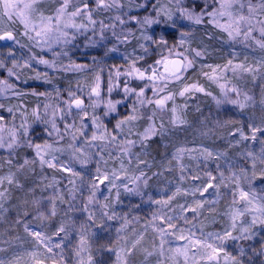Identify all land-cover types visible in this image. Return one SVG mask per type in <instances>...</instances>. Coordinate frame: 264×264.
I'll return each instance as SVG.
<instances>
[{"label":"rangeland","instance_id":"1","mask_svg":"<svg viewBox=\"0 0 264 264\" xmlns=\"http://www.w3.org/2000/svg\"><path fill=\"white\" fill-rule=\"evenodd\" d=\"M62 2L63 0H38L36 5L38 11L32 17V23L37 26L41 24V13L44 17H54L56 9ZM108 2L111 3L112 0H108ZM189 2L190 0H184L185 5ZM85 3L88 5V9L85 11L91 12L92 18L96 21L95 25L88 24V20L84 16L76 17L77 23L88 25L86 31L76 32L72 28L63 29L69 33V36L57 39L58 33L54 30L48 34L46 43L41 38L29 40L24 35L25 28L19 19L13 17L14 22L9 21L7 17L3 16V10L0 7V35H3L6 31H11L15 37V40H10V42L0 40V64L3 65V67H0V81L6 80L9 84L13 85L12 88L0 92V105L3 106L0 107V117H3V120H0V125H3L4 128L0 132V136H3L5 142H7L9 130H14L20 137L19 146L11 150L0 148V177H6L11 172L15 174V179L19 182V185L22 182L29 181L28 175L31 177V169L20 168V163L16 166H11L8 161H12V158L19 149L30 148L26 143L28 140H31L33 144H43L45 141L54 143L56 147L63 149L62 152L55 153L57 159L54 162L58 165L63 162L81 174L80 177H74L68 172L50 169L55 172L61 171L71 175V179L67 180L64 177L59 179L65 185L69 183V180L80 182V187L85 192V195L75 198L78 200L77 205L80 212H84V206L88 204V198L92 192L91 184L95 181L98 184L96 200L99 203L88 204V207L105 210V212H115L118 226H120L119 229L121 225H124L123 230L118 233L119 242L122 243L121 238L128 236L129 239L131 238L130 241L133 240L132 243H134L138 238L143 237L144 234L146 235L147 242L143 246L137 245L132 255L128 257L129 264H185V257L183 255H177L174 251H169V249L176 248L188 249L187 264H216V262H209L206 259L204 251L198 244L190 243L188 239H178L181 234L179 227L167 229V222L160 221L158 223L157 220H153L154 217L151 214L150 216L153 221H146L144 223L146 228L142 227L141 233L137 232L139 228L134 229L132 223L131 225H120V223L125 220L124 218L128 213L130 215H137V217H133L134 220L145 219L144 213L140 214L142 209L145 210L143 206H147L143 200H147L154 191L155 184L153 177L155 169L152 165L153 159L151 156L149 157L146 150L147 147H142L140 143L142 134L150 125H153L158 131L163 133L162 135H155L151 139L161 137L163 142H171L173 135L177 133L178 129L192 130V127H194L198 135L197 137L201 139L199 140L201 143L204 138L207 141L215 142L214 129L211 127L214 123L211 120L214 117H219L220 114L226 120L227 130L231 133L229 135L234 136L236 148L243 147L246 150H244L245 157L249 151L257 152V157H259L261 149L264 147L261 144V141L264 140V132H257L255 141L252 139L241 141L239 133L236 130L242 129L246 136L251 137L250 125L264 128V103L261 102L264 100V49L258 47L252 40L244 42L242 37L236 40L230 39L228 34L222 29L215 27L214 24H209L207 16L203 23L196 25L181 19L176 14L174 16L176 26L169 27L168 25L171 22L167 21L163 15L157 17L156 10L163 8L176 13L177 5L175 0H115V6L110 9L98 8L96 0H71L68 12L75 11L77 7L83 8ZM196 3L203 4L204 0H196ZM208 3L210 5L212 0H208ZM253 3H258V0H253ZM153 4L156 5L155 9L152 7ZM137 5H144V7H137ZM145 16L160 19L162 23L142 26ZM117 17L124 20V23L121 24L120 19H117ZM130 17H136L140 23L137 20H131ZM53 23L55 24V21ZM221 23H224L223 19ZM101 24L107 26L103 29V38L101 36ZM156 27L163 30L164 34L170 36V40L167 41L164 47L165 55L157 61L172 60L174 58L183 59L184 56H187L193 60L192 66L187 68L181 75V78L177 80L168 76V73L165 72L164 63H157L156 61L146 66L135 64V67L142 71L147 70V74L149 75L152 74V69L155 68L157 76L167 77L156 79L154 84L153 81L147 79L141 80L135 76L123 75V73L128 71L129 65L132 62L118 59L115 53L129 50L130 45L136 36L139 35L138 32L145 34ZM181 32L189 33L183 45L180 44ZM73 33H75V39H72ZM31 35L35 37L34 32ZM253 35L256 38H260L258 31ZM141 37L144 36L141 35ZM154 39L157 40V36ZM37 40H41V42L37 44ZM90 40L95 41V43H90ZM151 44L154 45L155 43ZM110 49L115 50L109 51ZM194 50L201 51L203 54L197 57ZM111 54H114L113 57ZM41 59L49 61L50 64L54 63L55 67L40 63ZM229 60H232L233 65L244 64L252 67L255 71L243 72L240 69L233 71L232 66L228 65ZM14 62L17 65L15 68L13 67ZM75 65L83 67L77 69ZM209 65L212 67H208ZM213 68L216 69L215 72H213ZM9 69H12V75H9ZM117 70L122 75L117 76ZM37 73L40 74L39 78L37 77ZM81 73L87 75L86 78H89L88 82L79 84L70 82V80L66 82L65 79L70 75ZM254 76L255 79L253 78ZM59 84L61 85L60 89H58ZM193 84L203 89V91L192 89L185 92L184 95H180L186 86ZM97 85H99V96L92 95V89L97 87ZM125 86L135 91L126 94L124 91ZM3 87V85H0V88ZM154 87L156 90L155 94ZM141 88H144V99L146 101L155 100L163 96H172V99L166 102L163 111L157 109L154 103L140 104L137 100L136 92H139ZM232 88H235L239 92V96H237L235 91H230ZM40 93H44V95H40ZM70 93H74L76 97L84 101L85 110L88 113L87 116L78 114L79 110L74 107L71 114H68V106L65 102L70 99ZM245 95L251 97V99L245 101ZM109 101L113 103L120 101V103L116 104L114 112H109L106 107ZM229 101H237V103L234 104ZM240 103H245L246 106L241 109L239 107ZM46 105L48 106L47 108L45 107ZM173 107L176 109L175 116L179 118L175 124L172 123L174 117ZM134 108L136 109L135 112L133 111ZM9 109L12 111L10 112ZM34 112L41 117L40 120L36 119L33 115ZM105 112H108V114L105 115ZM153 112H155V115H153ZM53 113H55V123L62 135L65 132V123L70 125L75 124L76 127H79L81 120H83V123L87 125L83 136L77 134L75 147L79 148L83 146L85 154H90L91 159L89 163L81 165L78 160L73 159V148L69 147L72 143L71 135H63V139H59L55 133L52 136L47 134L51 130ZM133 115L137 118L127 121V118ZM62 116L63 119L61 118ZM93 116L99 118V122L107 129V133L116 136L114 142L108 144L106 141H91L92 133L96 131L92 124ZM45 120L49 121V123H44ZM122 120L127 122L121 125L122 130L117 129V123ZM22 124L28 128L27 136L23 135ZM161 124L164 126L163 129H160ZM57 140L58 143H56ZM86 140L90 141L94 146H89V144L85 143ZM126 140L135 141V143L128 146L123 143ZM237 141L240 142L237 144ZM149 142L150 139L145 142L147 146ZM101 147H103L102 152ZM124 147L130 148L127 154L123 151ZM32 149L36 157L35 150L34 148ZM213 149L212 153L216 154V146ZM186 153V156L190 157L193 153H196V150L192 152L187 151ZM198 153L200 152L197 151ZM76 155H79V153ZM101 156H103V160H101ZM178 156V159L183 161L184 153ZM138 160H146L147 163H139ZM121 162H123L124 170L121 169ZM98 163L101 171L107 172L110 179L113 170L118 173L119 178L115 181L117 187L112 188L111 192H109L110 185L108 180H105L103 184H99L95 180ZM210 165L209 163H194L190 171L193 173L199 172L201 168L209 170L214 167L213 164ZM243 165H246V162ZM37 166L33 165L32 168L41 169L38 159ZM216 166L217 169L222 168L221 165ZM44 167L47 166L45 165ZM259 169H264V164H260ZM141 172L145 174L144 177L134 184L132 182L133 179L141 176ZM182 172L188 171L184 168ZM195 175L194 173L193 176ZM223 177L222 186H224L225 192L229 193L228 201L225 205L226 216L223 222L229 228L231 225L232 208L242 207L243 202L238 200L237 194L238 202L235 206L233 205L232 193L236 188V184L231 175L227 176L223 174ZM144 179H147L146 185L143 183ZM200 182L202 186H206L209 180L201 179ZM137 184L139 185L140 194H136L135 192L129 193L125 190L124 185H127L129 188H135ZM240 186L245 190L248 189V186L243 187L242 183H240ZM251 187L255 191L257 190L258 195H264V181L260 180V185L255 183ZM12 188L17 189L20 186L17 187L15 184L9 185L6 180L0 186V191L7 189V198L3 201L4 207L8 203L7 199L11 194L10 190ZM117 192H119V196H117ZM119 197L123 199L128 198L127 202L124 203L126 213L124 212V215L120 216L114 205ZM136 197L142 198L141 201ZM104 204H108L110 207L105 208L103 207ZM153 207L148 211L152 212ZM208 220L210 221V219ZM208 220L205 222H208ZM242 220L245 224L250 223L251 214H246ZM237 223L239 224L240 221ZM25 224L28 225L30 231H38L36 228L30 226V224ZM198 225L191 227L189 224L186 225L188 228L183 230V235L189 236L191 233L192 238L195 240L207 239L209 242L219 243V241H213V238L209 236L210 233L214 234L212 231L206 234V228L202 229ZM154 226L163 227L173 233L165 237L167 243L164 244L163 255L160 254V236L158 232L153 230ZM258 227L260 228L257 225L254 229L256 230ZM263 228L264 226H261V229ZM256 233L261 237L259 239L262 241L261 243L250 245L253 242L248 243L249 240L233 241L229 239L223 244V247L230 255L236 256L239 259H241L240 249L243 248L244 252L249 251L251 255H256L259 259L261 257L262 264H264V250L261 248L264 245V241L262 240L263 235L259 234V230ZM233 235H239V230L234 232ZM131 244L126 246L130 248ZM6 248L4 247L3 249L5 250ZM15 249L12 245L9 250L15 251ZM256 251L259 252V256L256 254ZM147 252H152L153 254L149 256ZM98 253L99 264H103L106 260L110 259V255L102 249H99ZM81 259L87 264V258L83 253L79 257L75 256L69 259L65 264H79ZM219 264H226L223 254H221ZM228 264H231V262L229 261Z\"/></svg>","mask_w":264,"mask_h":264},{"label":"snow or ice","instance_id":"2","mask_svg":"<svg viewBox=\"0 0 264 264\" xmlns=\"http://www.w3.org/2000/svg\"><path fill=\"white\" fill-rule=\"evenodd\" d=\"M38 3V0H0V7H2V14L4 17H7L9 21H13V17H16L19 19V21L23 24L25 28L24 35L28 37L29 40H33L35 38H41L44 39V42H47L48 34L53 32L54 30L58 33L57 39H60L62 37H68L69 33L64 31L63 29L72 28L75 29L76 32H81L82 30H87L88 25L84 23H77L76 17L84 16L88 20V24L95 25L96 21L92 18L90 11H85L88 9L87 3L84 4L83 8L77 7L75 11L68 12L69 4L71 3V0H63V2L60 4V6L56 9V14L54 17L48 16L44 17L43 14H40V20L41 24L39 26L34 25L32 23V17L36 14L38 9L36 8V5ZM97 7L100 9H110L113 6H115V0H112V2H108V0H96ZM175 3L177 5L176 13H173L169 9H157L156 10V16L160 17L163 15L167 21H170L171 23L168 25L169 27H175L176 21L174 20V16L178 14V16L181 19L187 20L193 24L199 25L204 22L205 17H208V23L214 24L215 27L222 29L224 32L228 34V37L232 40H236L239 37L243 38L244 42H247L249 40H252L258 47L261 49H264V0H258V3H253V0H212V3L209 5L208 0H204L203 4L196 3V0H190V2L185 5L184 0H175ZM137 7H144V5H137ZM152 7L155 9L156 5L153 4ZM117 19H120L117 17ZM131 20H137L136 17H130ZM224 20V23H221V20ZM55 21V24L53 23ZM14 22V21H13ZM138 23L140 21L137 20ZM120 23L123 24L124 20L120 19ZM162 21L160 19H153L150 16H145L142 21V26L147 25L151 26L153 24H160ZM107 27L103 24H101V36L103 38V29ZM259 32V37L256 38L253 34L256 32ZM35 33V37L31 35V33ZM181 39L180 44L185 43V38L189 35L187 32H181ZM145 40H152L153 43H160V44H167V41L164 39L163 36L159 38V41H156L153 37L144 35L143 37ZM15 40L14 35L11 31L4 32L3 35H0V40ZM72 39H75V33L72 34ZM127 39V37H125ZM37 44L41 42V40L36 41ZM68 42V41H65ZM90 43H95V41H91ZM141 48H144L145 51H147V48L145 45L141 44ZM115 49H110L109 51H114ZM195 51V50H194ZM66 54V53H65ZM203 53L201 51H195V55L197 57L201 56ZM182 55V54H180ZM40 63L49 65L50 67H55V64H50L49 61L41 59ZM157 63H164L165 65V72L168 73V76L175 78L179 80L181 78V75L184 71L187 70V68L191 67L193 64V60L189 59L187 56H184L183 59H175V60H165V61H157ZM27 65V62H26ZM169 65H171V68H169ZM228 65L232 66V70L235 71L236 69H240L243 72H254L255 69H253L250 66H246L244 64H232V60L228 61ZM0 67H3L2 64H0ZM13 67H17L15 62L13 63ZM81 65H75V68L79 69L82 68ZM208 67H212L209 65ZM227 67V66H225ZM9 75H12V69H9ZM216 69L213 68V72H215ZM39 73H37V77L39 78ZM117 76L122 75V73L117 70L116 73ZM123 75L127 76H135L137 79H147L149 81H153V84L156 79H164L167 77H159L157 76L156 69H152V74H147V70H141L137 67H135V61H133L129 65V69L126 73H123ZM46 77V74H45ZM214 78V77H210ZM255 79V76L253 77ZM99 79V77H97ZM0 85H3V88H0V92L6 91L7 89H10L13 87V85L9 84L6 80L0 81ZM223 87V85H221ZM192 89H195L196 91H203V89L198 88L195 84L191 86H186L184 90L180 93V95H184L185 92H188ZM111 91V89H109ZM125 93H130L135 91L134 89H131L127 86L124 88ZM155 87H154V94H155ZM230 91H235L237 93V96H239V92L232 88ZM36 94V93H33ZM40 95H44V93H40ZM92 95L99 96V85L97 87L92 89ZM137 100L140 104L154 103L157 107V109L163 111L165 108V104L168 100L172 99V96H163L159 97L155 100H145V92L144 88H141L139 92H136ZM251 97H248L245 95V101L250 100ZM231 103H237V101H229ZM264 103V100L261 101ZM68 106V114H71V111L74 108H76L78 111V114H82V116H87L88 113L85 110L84 101L80 99L79 97H76L74 93H70V99L65 102ZM120 103V101H116L115 103L109 101L106 105L109 112H114L116 110V104ZM246 106L245 103H240L239 107L243 109ZM0 107H3L0 105ZM48 107L47 105L45 106ZM11 112L12 110L9 109ZM63 111V110H61ZM133 111L135 112L136 109L134 108ZM174 113L173 121L172 123L175 124L178 122L179 118L175 116V107L172 109ZM108 112H105V115H107ZM33 115L36 117L37 120H40L41 117L34 112ZM153 115H155V112H153ZM63 119V116L61 117ZM137 117L135 115L129 116L127 118V121H131L136 119ZM0 120H3V117H0ZM127 121H119L116 125L117 129H121V125L126 123ZM182 122V121H179ZM44 123H49V121L45 120ZM92 124L96 131H93L91 136V141H101V142H107L108 144H111L116 140V136H112L111 134L107 133V129L104 128V125L99 122V118L96 116H93L92 118ZM163 124L160 125V129H163ZM21 128L23 129V135H28V128L25 125H21ZM87 128V125L83 123V120H81L80 126L76 127L75 124H68L65 123L64 129L65 132L63 135H71L72 143L69 145V147L73 148V159L78 160V162L81 165H86L90 162V154H85L83 150V146L77 148L75 147V141L77 140V134L80 136L84 135V129ZM4 130L3 125H0V132ZM122 130V129H121ZM250 130L252 132L251 137H248L245 135L242 129H237L236 131L239 133L240 140H248L252 139L253 141L256 140V133L257 132H264V128L262 127H256L250 125ZM53 133L56 134L59 139H63V135L60 133V129L57 127L55 123V113H53V118L51 120V130L48 131V135L52 136ZM163 133L158 131L153 125H150L147 129H145L144 133L142 134V140L140 141L142 147H147V144L145 143L149 139H151L155 135H162ZM235 134V133H233ZM19 140L20 137L17 135L16 131L9 130V139L7 142H5L4 137L0 136V148H7V149H13L16 146H19ZM240 141H237L238 144ZM27 146L30 148H34L36 158L39 160V164L41 169L46 165L48 168L52 169H59L61 171H65L70 173L74 177H80V173L76 172L73 168L70 166L64 164L61 162L59 165L55 163L57 157L55 153L62 152L63 149L56 147L54 143H49L48 141H45L43 144L35 143L33 144L31 140L26 141ZM58 143V140L56 141ZM85 143L89 144V146H94L91 144L90 141L86 140ZM125 145L131 146L135 143V141L126 140L123 142ZM261 144L264 145V140L261 141ZM103 151V147H101V152ZM123 151L125 154H127L130 151L129 147H124ZM180 151H183L181 149ZM79 153V155H76ZM224 155V154H220ZM205 156L206 158L213 157V153L210 151L205 150ZM248 158L252 161V173L251 176L248 175L247 170L241 169V176L236 177L235 173H233V181L236 184V188L232 193L233 196V205L235 206L237 204V194H238V200L243 202L242 207H233L231 210V225L229 228H226L223 232V234L216 233V234H209L213 238V241H219V243L215 242H209L207 239L205 240H195L192 238V234L190 233L189 236L183 235V229H180V236L178 239H188L190 243H195L200 246V248L204 251V255L206 259L209 262H216V264H219V259L221 257V254H223V259L228 264L230 261L231 264H242V261L236 257L230 255L225 248L223 247V244L231 239L233 241L237 240H251L256 235L254 228L259 226H264V195H258L257 192L252 189L251 185L253 180L260 179L261 181H264V169H261L259 172L256 170V161L257 159L260 160L261 164H264V147H262L261 152L259 154V157L251 151L247 153ZM83 157V158H81ZM219 159V156L216 157ZM101 160H103V156H101ZM139 163H147L146 160H138ZM8 163H11L9 160ZM36 160L33 159L31 161L25 159L24 164L20 165V168H23L24 165L28 164H35ZM105 163H107L105 161ZM219 167V166H218ZM231 167V166H230ZM121 169L124 170L123 162H121ZM97 176L95 178L96 181L99 182V184H103L105 180L109 181V192H111L112 188L117 187L115 181L119 178L118 173L113 170L111 173V179L109 178V174L107 172H102L101 168L99 166V163L96 168ZM144 173L141 172V176L135 177L133 179V183L136 184L137 181H140L142 177H144ZM210 175V174H209ZM211 179H215V177H211ZM246 180L248 183V189L245 190L240 186V180ZM7 181L9 185L15 184L17 187H19V182L15 179L14 173H9L6 177H0V186L4 184V181ZM224 177L223 173H221V183H223ZM55 182V181H54ZM69 183L72 185H75V180H69ZM143 183L147 184V179L143 180ZM226 186V185H225ZM46 187H53V184H49ZM125 190L129 193L135 192L136 194H140L139 192V185L135 188H129L127 185H124ZM213 187L212 183H209L205 188L204 191H207V188ZM217 192H219L220 185H215ZM91 195L88 198V204L91 203H99L98 200H96V193L98 191V184L94 181L91 184ZM75 188L70 189L69 191H74ZM198 190V189H197ZM180 189L177 188L176 192L173 193V196H169L165 200H155L153 203L161 204L162 206H167L168 203L174 198L175 195L180 193ZM7 189H4L3 191H0V212L7 211V209L4 208L3 201L7 198L6 197ZM117 196H119V192H117ZM107 199V198H105ZM61 202L63 201V197H60ZM37 205H39V201H35ZM206 203L205 201H197L196 207H190L187 210L196 212L198 208L202 207L203 204ZM88 204L84 206V211L88 213V220L92 221L94 224L97 223L95 214L89 210ZM103 207L108 208L110 205L104 204ZM183 209V206H180ZM71 210V207H70ZM246 214H251V222L247 223L245 226V222L242 220V218ZM25 215L27 213L25 212ZM51 215H56V205H55V198L52 200V207H51ZM103 216H107L109 220L116 219L115 212H112L111 214L108 212L102 213ZM40 218L44 219L45 216L43 213H40ZM159 218L162 222H167V229H175L176 225L172 223L173 218L171 216L162 215L159 217H156L154 215V219ZM240 221L238 224L237 222ZM187 222V220H186ZM19 223V221H17ZM125 224H127V219L125 218ZM99 227L103 228V220H100ZM124 228V225H121L120 229H117V232L119 233ZM25 232L28 233L29 236L33 238L35 243L37 245H42L48 253H52V255L49 257V259L53 260V264H62V261H57L55 259L56 254L53 252L54 248H61L62 242L64 239H67L68 237V230L65 226V224H61L59 228L53 233L55 236H59L60 233H64V236L61 238V243H52V237L46 236L44 233L39 231H30L28 228V225L25 224L24 226ZM167 229L163 227L154 226L153 230L158 232L160 236V254L163 255V247L164 244L167 243L165 240V237L168 235H172L173 233L169 232ZM239 230V235H233L234 232ZM87 226L81 225V228L79 230V244L77 246L76 255L79 257L81 255V252L89 251L90 246L88 243V237H87ZM143 237L141 236L138 238L134 243L131 244V247L128 248L127 246L121 247L119 249L114 247H108V251H113L115 253V264H129L128 257L132 255L133 250L137 248V245L140 243V240H142ZM155 247V246H154ZM262 250H264V245L261 246ZM2 251V249H0ZM169 251H174L177 255H183L185 257V264H187V254L188 249L184 248H176V249H169ZM152 252H147V255H152ZM34 257V264H44V261L41 259H36V253L31 254ZM240 255H244L243 248L240 249ZM0 264H6V262L3 259H0ZM8 264H18V261L14 262H8ZM79 264H86V262L81 259L79 261ZM87 264H92V256L89 251V255L87 258Z\"/></svg>","mask_w":264,"mask_h":264},{"label":"trees","instance_id":"3","mask_svg":"<svg viewBox=\"0 0 264 264\" xmlns=\"http://www.w3.org/2000/svg\"><path fill=\"white\" fill-rule=\"evenodd\" d=\"M138 33L139 35L136 36L129 50L115 53L118 59L129 60V62L135 61L137 65L146 66L153 64L165 55V44L157 42L158 44L155 43V46V44H151L153 43L152 40H145L141 35H148L153 38L157 36L156 41H159V38L163 36L166 41H169L170 36L168 34H164V31L160 30L158 27L149 30V32L145 34L142 32ZM141 44L145 45L147 51L140 47ZM111 55L113 57L114 54ZM86 76L87 75L83 73L74 74L70 75L65 80L66 82L70 80V82L79 84L88 82L89 78H86ZM60 88L61 85L59 84L58 89ZM221 117L222 116L219 114V117H214L211 120V122L214 123L211 127L214 129L213 135L214 138H216L215 142H211L210 140L207 141V139L204 138L201 143L199 141L201 139L197 137L198 135L194 127H192V130L184 128L178 129L177 133L173 135L171 142H163L161 137L150 139L146 150L149 157L151 156L153 159L152 165L155 169L153 180L155 187L150 197L148 199L145 198L147 200H143L147 206L142 204L145 210L142 209L140 214L144 213L145 219L141 218L140 220H134L133 217H137V215H130L129 213L125 216L127 224L131 225L132 223L134 229L139 228L137 230L138 233H141L142 227L146 228V226H144L146 221L157 220V222L160 223L161 220L159 218H153L152 220L154 215L159 217L166 214L173 218L172 223L180 229L186 230L188 228L186 225L188 224L190 227L199 224L198 226L202 229L206 228V234L211 231L214 234H223L224 230L227 228L223 220L226 216L225 205L228 201L229 193L225 192V188L222 186L220 180L221 173L227 176L231 175L232 178L233 173H235L236 177H240L241 169H245L248 175L251 176L252 161L248 156L245 157L246 150L243 147L236 148L237 145L234 143V136L229 135L231 133L227 130L226 120L223 119L224 116ZM215 146L217 153H213V157L206 158L205 150L212 152ZM181 149H183V151H180ZM194 150H196V153H193L190 157L186 156L187 151L192 152ZM197 151L200 153L197 154ZM33 152L32 148L19 149L12 158L10 165L16 166L19 163L23 165L25 159L29 161L35 159L36 163L34 165L38 167L37 159ZM181 153H184L183 161L178 159V155ZM253 153L258 155L257 152ZM217 156H219V159L216 158ZM241 160L242 162L240 163ZM245 162L246 165H243ZM194 163H209L211 165L213 164L214 167L209 170L201 168L199 172H194L196 175L193 176L194 173L190 170H192V164ZM260 164L261 162L257 159V172L261 170L259 169ZM216 165H221L222 168L217 169ZM32 166L33 164L24 165V169L32 170L31 177L28 175L29 181L22 182L20 188H12L10 190L11 194L7 199L8 203L4 207L7 211L0 212V249H2V251H0V259H3L6 264L14 261H18V264H34V257L31 254L36 253V259L43 260L44 264H53V260L49 259L52 253H48L42 245H37L35 243L33 238L25 232L24 224L28 223L46 236H51L52 243L55 244L61 243V238L64 236V233H60L59 236H55L53 233H55L63 223L69 234L67 239L63 240L61 248L53 249L57 261H62V264H65L69 259L77 256L76 250L80 238L79 230L81 225H85L88 229L87 237L90 246L89 251L92 256V264H99V249H102L110 255V259L106 260L103 264H115V253L113 251H108L107 248L114 247L119 249L131 244L133 241H130L131 238L129 239L128 236H125L121 238L122 243L119 242L117 229H119L120 226H118L117 219L109 220L107 216L102 215L105 210H97L96 208L93 209L89 207V210L95 214L97 223L94 224L92 221L88 220V213L85 211L80 212L77 205L78 200L75 198L85 195L84 189L80 187V182H75V185H70V183L65 185L63 181H59V179L64 177L68 180L72 178L71 175L61 171L55 172L48 167L38 169L32 168ZM184 168L187 169L188 172H182ZM211 177H215V179L213 180ZM201 179H208L213 187H209L207 191H204V188L209 183L206 186H202L200 184ZM240 183H242L243 187L248 186L246 180L241 179ZM255 183L260 185V180H258V178L253 180L252 184L254 185ZM49 184H53V187H46ZM217 184L220 185L219 192H217L215 187ZM72 188H75V190L69 191ZM177 188L181 190L180 193L175 195L166 207L161 204L153 203L155 200H165L169 196H173ZM60 197H63L64 202H61ZM53 198H55L56 205L55 216L51 215ZM136 198L140 201L142 199L140 197ZM127 199V197L125 199L119 197L114 203L119 216L124 215V212L126 213L124 203L127 202ZM35 201H39V205L34 203ZM197 201H205L206 203L198 208L196 212L188 211V208L196 207ZM181 205L183 209L180 207ZM152 207V212L148 211L152 209ZM25 212L27 215H25ZM40 213L44 214V219L40 218ZM108 213L111 214L112 212L108 211ZM208 219H210V221ZM100 220H103V228L98 226ZM206 220H208V222H205ZM17 221H19V223H17ZM121 224H125V220H123L120 225ZM257 230H259V234H262L264 237V228L261 229L260 226V228L254 229L255 233ZM263 237L262 240L264 241ZM260 238L261 237L256 233L253 239L249 240L248 243L253 242L250 245L261 243L262 241L259 240ZM146 242L147 238L144 234L143 239L140 240L138 245L143 246ZM12 245L16 248L15 251L9 250ZM4 247L7 248L4 250ZM89 251L81 253L88 258ZM248 254H250V252L245 251L244 255L240 256L242 264H262L261 257L259 259L256 255L253 256ZM256 254L258 256L260 255L258 251H256Z\"/></svg>","mask_w":264,"mask_h":264},{"label":"water","instance_id":"4","mask_svg":"<svg viewBox=\"0 0 264 264\" xmlns=\"http://www.w3.org/2000/svg\"><path fill=\"white\" fill-rule=\"evenodd\" d=\"M4 41H6V42H10V40H8V39H4ZM175 59H178V58H174V59H172V60H175ZM179 59H181V58H179ZM170 68H171V65H170Z\"/></svg>","mask_w":264,"mask_h":264}]
</instances>
